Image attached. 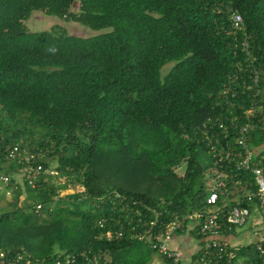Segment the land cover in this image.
<instances>
[{
  "label": "trees",
  "instance_id": "obj_1",
  "mask_svg": "<svg viewBox=\"0 0 264 264\" xmlns=\"http://www.w3.org/2000/svg\"><path fill=\"white\" fill-rule=\"evenodd\" d=\"M35 12L95 33L59 22L31 29ZM244 35L260 92L237 85L234 122L254 104L245 142L264 165V0H0V171L11 174L0 181V250L22 248L32 264L60 253L69 264L166 261L135 235L151 210L164 218L209 209L206 188L220 173L216 205L255 192L254 174L237 167V132L230 159L214 157L201 133L218 112L234 117L222 90L244 59ZM14 146L28 160L10 158ZM27 163L42 168L33 185L18 172ZM241 203L260 207L257 198ZM229 247L259 264L254 243Z\"/></svg>",
  "mask_w": 264,
  "mask_h": 264
},
{
  "label": "built area",
  "instance_id": "obj_2",
  "mask_svg": "<svg viewBox=\"0 0 264 264\" xmlns=\"http://www.w3.org/2000/svg\"><path fill=\"white\" fill-rule=\"evenodd\" d=\"M231 25L233 29L240 30L242 17L239 13L234 12L230 15ZM240 50L243 52L244 59L237 60L235 66L237 72L229 79V84H232L230 88H223L222 94H224V106L223 108L229 109V112L233 114V102L232 98L237 95V85L245 90H253L255 94L260 92L259 87V72L255 66V56L249 49L248 37L240 39ZM238 72L240 75H238ZM255 106L252 103L250 107L245 109V121L235 123L234 117H223V113L218 112L212 117L208 118L207 123L203 124L201 133L203 134V140L206 139L207 147L212 155L215 157H221L224 159L233 158L234 153L232 151V145L229 144L228 138L232 130L235 133V142L238 147L240 146L243 153L237 159V167L249 169L254 174V180L257 185L255 192H246L244 196L240 197V201L233 205H228L227 202H223L220 206L213 210L211 207L216 205V201L219 196L224 194L222 173L218 174L215 181L212 184L210 194L206 201L208 205H211L207 210H192L184 214L172 213L168 217L162 218L163 214L160 211L151 210L152 219L142 221V230L135 233L138 239L145 240L150 247L155 250L159 255L166 258V261L156 258L151 264H183V258L180 251L172 249L170 242L174 235L184 232H193L200 240L196 250L194 251L188 264H255V262L247 255L238 256V253L231 249L224 237L230 235L233 230H236L243 226L248 217L251 214V210L247 205H243L241 202L252 201L254 198L259 199L260 207H264V165L259 162H255V156L248 144L245 142L249 132L254 129V123L252 122L253 112ZM261 124L264 127V114L260 119ZM205 128V129H204ZM217 135H216V132ZM224 136L225 143H222ZM10 158H17L28 160L29 157L23 156L14 146L9 151ZM264 158V156H262ZM260 164V165H258ZM19 174L22 176L23 181L31 185L34 184V180L38 178L42 172L40 166H34L30 163L24 164L18 168ZM52 174V171L45 170ZM11 180V174H5L0 171V181L4 184H8ZM37 209L40 205L36 206ZM164 213V212H163ZM137 214H140L137 212ZM141 219V218H140ZM139 219V220H140ZM99 225L104 226V221L100 220ZM109 236L119 237L122 234V229H116L114 231H108ZM227 234V235H226ZM226 235V236H222ZM234 247V246H233ZM254 249L257 253L256 257L259 264H264V237L258 236L254 243ZM73 261L72 256L69 254L60 253L55 257L54 264H69ZM41 261L40 263H42ZM96 263V261H95ZM0 264H32V261L25 252L24 249L13 250H0Z\"/></svg>",
  "mask_w": 264,
  "mask_h": 264
},
{
  "label": "rangeland",
  "instance_id": "obj_3",
  "mask_svg": "<svg viewBox=\"0 0 264 264\" xmlns=\"http://www.w3.org/2000/svg\"><path fill=\"white\" fill-rule=\"evenodd\" d=\"M73 10H77V4L73 6ZM58 22L61 24H64L65 27L69 31L82 35V36H88V35H92L93 33H95L94 30L84 25H81L79 23L70 22V21L68 23H65V22H62V20H60L59 18L57 19L56 17H53V16L46 17L40 12L33 13L32 16H30V18L28 19L27 24L31 29H43V28L51 26L52 24H56ZM184 169H185V165L178 166L176 168L177 172L179 173H183ZM211 188H212V185L208 186L206 188V191L207 192L210 191ZM230 193L233 194V196L235 197L237 196L236 189L230 190ZM241 193L245 195L246 191L242 190ZM5 198L8 200L12 198L11 191H6ZM232 199L234 198L232 197ZM216 207L217 205H213L211 208L214 210ZM255 229H257L259 231V234L264 237V207H260V208L258 207V209H255L254 212H251L246 223L240 228H238V230L240 231L239 233H237V235L245 236L246 238L251 240L253 237L252 235L253 230ZM255 241L253 243H255ZM155 260L157 259L154 258L153 261Z\"/></svg>",
  "mask_w": 264,
  "mask_h": 264
},
{
  "label": "crops",
  "instance_id": "obj_4",
  "mask_svg": "<svg viewBox=\"0 0 264 264\" xmlns=\"http://www.w3.org/2000/svg\"><path fill=\"white\" fill-rule=\"evenodd\" d=\"M255 209H258V206H255L251 212H254ZM239 231L240 230L236 229L235 232H232L230 235L226 236L227 235L226 234L222 236H226L224 237L225 241H227L229 244H232V246L234 247L239 246V245H248L250 243H253L258 238V236H260L259 231L255 229L253 230V233H252L253 237L250 240L246 238L245 236L237 235ZM199 242H200L199 238L195 234H193V232H184V233H179L177 235H174L170 242V246L172 249L180 251L182 254V258H183V264H188Z\"/></svg>",
  "mask_w": 264,
  "mask_h": 264
}]
</instances>
